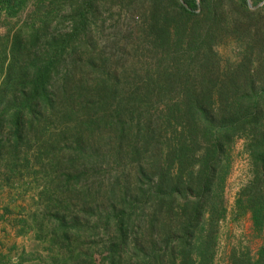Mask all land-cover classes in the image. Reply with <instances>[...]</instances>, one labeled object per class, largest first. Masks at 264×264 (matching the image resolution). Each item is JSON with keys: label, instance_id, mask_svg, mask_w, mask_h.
<instances>
[{"label": "rangeland", "instance_id": "1", "mask_svg": "<svg viewBox=\"0 0 264 264\" xmlns=\"http://www.w3.org/2000/svg\"><path fill=\"white\" fill-rule=\"evenodd\" d=\"M80 1L55 6L51 0H29L14 16L0 12V89L18 31L30 39L51 19L50 37L70 33L68 17ZM246 1L254 9L252 0ZM148 6L131 0L102 5L87 34L74 43L68 106L60 101L54 114L31 129L26 126L18 142L6 120H0V264H107L108 249L118 240L116 215L129 204L125 194L133 203L140 189L152 185L154 177L148 174L159 157L172 176L177 174V162L171 166L166 156L183 137L182 124L174 119L182 90H170L169 74L187 69L189 80L183 81L197 88L202 62L196 52L190 53L187 41L170 50L172 58L151 45ZM49 43L44 40L36 51ZM212 49L220 71L239 61L243 50L231 32L222 33ZM25 62L23 58L19 67ZM65 76L61 72L56 81ZM10 92L0 103V115ZM70 106L77 107V115L68 114ZM12 112L8 109L5 118ZM227 153V213L219 225L214 264H229L233 250L255 254L261 245L250 214L236 218V194L251 176L245 141L236 139ZM60 218L68 224V240L61 232L55 234Z\"/></svg>", "mask_w": 264, "mask_h": 264}, {"label": "trees", "instance_id": "2", "mask_svg": "<svg viewBox=\"0 0 264 264\" xmlns=\"http://www.w3.org/2000/svg\"><path fill=\"white\" fill-rule=\"evenodd\" d=\"M28 1L0 0V12L14 16ZM51 1L56 6L65 0ZM112 1L81 0L71 9L68 18L73 27L65 35L50 37L51 19L34 30L30 39L24 40L25 31H18L0 89V103L11 91L0 120H6L17 142L26 126L31 129L54 114L60 101L69 105L71 68L76 65L71 59L74 43L87 34L102 5ZM131 1L149 4L147 34L154 48H163L164 55L172 58L170 50L183 48L187 41L190 53L196 52L202 63L197 88L183 81L189 80L187 69L169 74L170 90H182L181 101L174 106L179 116L174 119L181 122L183 137L166 156L171 166L177 162V174L172 176L159 157L150 166L152 185L140 189L133 203L125 194L129 204L116 215L118 240L108 249L107 264H214L219 225L227 213V149L236 139L245 141L251 163L250 179L236 194V218L250 214L252 232L261 245L255 254L249 249L233 250L229 264H264V4L259 6L264 0H252L254 9L246 0ZM224 32L235 34L243 50L239 61L220 71L212 48ZM46 39L49 47L36 51ZM84 44L89 48L88 41ZM23 58L26 62L20 68ZM63 71L66 76L59 83L56 77ZM106 86L103 80L100 87L105 90ZM8 109L13 112L5 118ZM169 110L174 114V108ZM77 113V107L70 106L68 114ZM196 147H201L200 154ZM67 225L60 218L55 227V234L61 232L65 240Z\"/></svg>", "mask_w": 264, "mask_h": 264}, {"label": "water", "instance_id": "3", "mask_svg": "<svg viewBox=\"0 0 264 264\" xmlns=\"http://www.w3.org/2000/svg\"><path fill=\"white\" fill-rule=\"evenodd\" d=\"M263 4H264V2H262L261 4H259V6H262ZM249 5L251 6L250 1H249Z\"/></svg>", "mask_w": 264, "mask_h": 264}]
</instances>
